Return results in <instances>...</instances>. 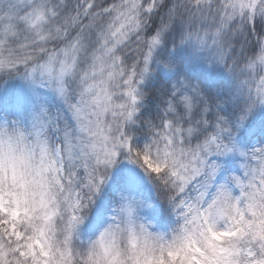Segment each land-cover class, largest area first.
<instances>
[{"label": "snow or ice", "instance_id": "6c2138e0", "mask_svg": "<svg viewBox=\"0 0 264 264\" xmlns=\"http://www.w3.org/2000/svg\"><path fill=\"white\" fill-rule=\"evenodd\" d=\"M0 264H264V0H0Z\"/></svg>", "mask_w": 264, "mask_h": 264}]
</instances>
